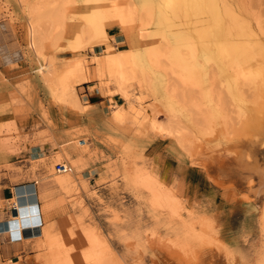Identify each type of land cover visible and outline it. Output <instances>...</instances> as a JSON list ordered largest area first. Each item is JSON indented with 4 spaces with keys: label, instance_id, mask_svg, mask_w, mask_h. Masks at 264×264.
<instances>
[{
    "label": "rangeland",
    "instance_id": "374dc122",
    "mask_svg": "<svg viewBox=\"0 0 264 264\" xmlns=\"http://www.w3.org/2000/svg\"><path fill=\"white\" fill-rule=\"evenodd\" d=\"M23 1L0 0V264H46L44 253L53 264H62V243L69 244L72 255L78 254L74 257L85 259L87 264H259L264 253V228L260 219L264 201V188L260 186L264 174V89L256 92L261 94L258 96L262 99H259L254 86L238 82L234 87L229 78L233 72L223 59L217 57L210 66L219 71L217 81H209L208 86L213 84L211 91H220L232 100L233 104H230V100L223 96L227 103L222 101L216 105L225 118L223 120L219 117L214 123H206L203 116L207 101L200 98V92L203 95L204 92L196 86L178 83L174 75L157 66L155 69L163 76L162 93L167 95L156 96L159 97L157 99L145 83L129 76L123 84L126 98L116 90L118 84L113 78L109 80L107 75H99L95 71V57L103 50L100 45L89 43L91 35L83 34L80 46L72 52L65 47L71 41V31L79 25L82 6L92 0ZM129 1L134 2L137 9L143 2ZM223 1L239 14L240 20L248 22L264 47V0ZM151 2L157 13L162 0ZM30 11L43 18L39 19L41 22L37 20L40 24L38 35L42 31V55L29 44V21L31 15L36 14ZM51 17L65 20V24L51 28ZM33 18L36 20L38 17L34 15ZM112 26L119 32L121 43L116 44L115 36L111 42L118 47L126 45L121 28L112 24L108 29ZM232 33H239V30L236 28ZM152 38H144L142 44H157L158 38ZM70 56L72 59L67 60ZM49 58H53L56 65L81 63L83 75L95 78L83 82L79 80V71L72 70L66 75L67 88L63 85L62 91L61 82H57V86L41 74L42 77L37 75L39 64ZM56 76L52 75L50 79H56ZM98 94L110 98V105L104 107L103 117L111 123L112 134L119 138L112 142L116 147L113 164L117 163L119 170L110 168L111 184L119 188V180L124 183L125 190H132L128 193L130 200L140 203L136 214H126V208L119 203L125 201L124 196L113 202L116 207H111L96 191L84 194L70 171L57 172L56 163L65 162L72 168L77 163L71 153L62 154L63 149L39 159L24 161L13 158L7 161L9 153H17L25 143L36 144L51 139L50 132L41 129L45 124L39 118L33 121V125L24 127L30 111L38 112L50 127L55 125L46 112V106L61 113H78L82 123L88 113L89 96ZM113 96H120L116 99L120 107L113 106L116 104ZM253 97L259 99L258 102ZM168 99L175 102L176 121L171 119L173 116L167 110ZM139 102V112L132 111V104L138 103L139 106ZM114 107L126 114L118 123H112ZM65 126L64 131L70 136L77 153L90 154L87 142L83 145L76 143L77 140L81 143L82 139L86 140L84 135L88 130L85 125L76 127L68 121ZM180 133H185V136L178 137V134L182 136ZM150 153H157L160 157L172 156L190 168L191 184L188 188L185 187L188 183L180 181L181 174L177 169L174 175L180 177L175 176L174 182L168 185L172 194L182 200L176 212L151 204L149 191L138 181V174L148 170ZM61 177H66L68 186L55 185L54 215L50 219L55 221L53 229L36 238L39 227L23 229L24 240L10 234L5 226L14 217L10 201L15 186L30 181L38 182L37 187L43 183L54 185ZM7 181L10 187L5 186ZM159 181L163 183L160 178ZM92 199H96L99 207H88ZM135 218L136 227L133 224L131 229H126ZM127 220L131 221L125 225ZM44 225L47 222H43ZM85 226L98 233L109 250L105 245L91 244Z\"/></svg>",
    "mask_w": 264,
    "mask_h": 264
},
{
    "label": "bare ground",
    "instance_id": "6f19581e",
    "mask_svg": "<svg viewBox=\"0 0 264 264\" xmlns=\"http://www.w3.org/2000/svg\"><path fill=\"white\" fill-rule=\"evenodd\" d=\"M106 1L102 0V3H100L99 0H92L82 6L83 11L78 16L80 18L79 25L75 30L71 31V41L65 47L68 50L71 49V51L76 50L80 46L82 35H91L89 43L100 45L103 50L101 54L95 57L97 73L99 75H107L109 80L110 77L113 78L118 84V89L116 90L121 92L126 98L127 93L123 84L129 76L145 83L149 92L155 97L159 95L165 97L167 95L162 93L161 87L164 86L163 76L161 71L155 69V66H157L166 72L168 71L170 75H174L173 77L179 81L178 83L184 86H196L204 92V95L200 92V98H203L202 100L205 98L207 101L206 106H204L206 111L203 116L206 123H214L219 117L223 120L225 118L220 115L216 105L221 104L222 101L227 103L228 100H230L228 101L230 104H233L232 100L227 95L225 97L220 91L218 92L214 89L211 91L213 84L208 86L209 81H217L215 79L219 74L218 69L216 67L210 68L217 57L221 60L223 59L233 72V75H230L229 78L233 82L234 87H236L238 82L254 86L256 95L257 91L264 89V47L255 37V31L250 28L248 22L243 19L240 20L239 14L227 7L223 0H162L161 4L158 5L157 13L154 11L155 5L152 4L151 0H143L139 9H137L138 7L134 2L129 0ZM53 11H51L52 15ZM30 12L33 13L35 11ZM37 12L31 16L33 18L34 15H37L38 18L36 20L33 18L34 21L31 18L29 21V44L37 54L42 55L41 48L43 46L40 43L42 31L38 35V26L40 24L38 25L37 20H42L43 18L41 19V13L39 12L40 17ZM107 16H109L110 20L107 19ZM51 18L53 24H51V28L55 27L54 25L65 24V20L59 18L54 20L53 17ZM51 18L49 19L50 21ZM57 19L60 21H57ZM112 24H117L121 28L126 39V45L118 47L111 42L113 36L109 35L107 29ZM236 28L239 33H232ZM146 37L158 38L157 44L143 45L142 40ZM117 43L121 42L117 41ZM50 58L45 63L39 64L38 72L47 77L50 82L57 84V86L61 82L62 91H64V86L67 88L66 75L72 70L74 72L75 70L79 71V74H81L79 80H85L86 76L82 72L83 65L64 66L60 70L55 71L54 60ZM162 59L166 61V64L162 65V62H164ZM216 64L218 65L219 63ZM223 72H225V68ZM52 75H57V78L52 80V77L50 79ZM218 90L220 89L218 88ZM214 91H216V94ZM67 93L69 94V92ZM258 95L261 96L260 92H258ZM258 95L256 97L260 99L261 97ZM223 96L228 100H225ZM156 98L158 99L159 97ZM254 99L256 100V98ZM239 100L243 101L240 98ZM168 101L167 110L173 116L171 119L176 121L177 109L175 108V102L170 99ZM229 103L228 105H230ZM254 103L256 102L254 101ZM137 105L133 104L132 108H134V111L139 112L140 102L139 106ZM114 114L115 118H121L119 111H115ZM172 131L174 130L172 129ZM180 132H182V129ZM180 134L182 136L179 134L177 136L183 138L184 134ZM76 143L82 145L80 140H77ZM63 150L62 154L65 153L66 155H69L72 151L66 148ZM39 158L41 157H36V159ZM63 165L65 167L64 172L71 170V166H68L67 163L63 162ZM148 170L145 169V171L138 174V181L149 191L151 204L156 207H166L176 212L178 205L182 202L181 198L176 194L175 197L169 186L161 183L157 175ZM262 175L260 186L264 188V174ZM65 179L66 177H61L54 185L53 183H43V185L37 187L35 182H28L15 186L14 196L11 197L10 201L12 205L10 208L13 210L11 214L14 217L5 226L10 234L24 240L23 229L24 231L26 228L34 230V228L39 227V234L34 236L35 238L43 237V235L53 229V222L55 221H50V219L54 215V189L56 184L58 186V183L68 186V182ZM260 219L262 228H264V201ZM43 222H47V225L42 226ZM85 227L91 244L108 247L104 243L105 241L103 242L104 239L101 240L98 236V233H94L90 227ZM68 239L70 238L68 237ZM66 244H61L64 247L62 264H87L85 259L74 257L78 254L72 255L69 251L72 248L68 249L69 244L68 246ZM261 256L259 264H264V253ZM43 257L46 258V264H53L46 253H44Z\"/></svg>",
    "mask_w": 264,
    "mask_h": 264
},
{
    "label": "crops",
    "instance_id": "0c3cea01",
    "mask_svg": "<svg viewBox=\"0 0 264 264\" xmlns=\"http://www.w3.org/2000/svg\"><path fill=\"white\" fill-rule=\"evenodd\" d=\"M108 33L111 36L116 37V41H121V37L119 36V32L117 31L116 27L112 26L108 29ZM71 51V50H69ZM72 52V51H71ZM72 59V56L67 57V60ZM75 65H82L81 63H75L70 64L69 62H63L61 64L56 65L53 63V66L55 68V71L60 70L61 67L64 66H75ZM95 69V68H94ZM96 71V69H95ZM97 72V71H96ZM13 75H17V73H14ZM40 77H42L39 73L37 74ZM86 76V75H85ZM45 79V76H43ZM95 77H87L83 82H87L89 80L94 79ZM49 81V80H47ZM50 82V81H49ZM51 84L53 82H50ZM51 84H49L51 86ZM88 87V86H87ZM121 93V92H120ZM122 94V93H121ZM123 95V94H122ZM120 96H113V100L115 101V105L120 107L118 105V102L116 99H118ZM89 108L87 115L84 116V121L80 123L79 121V115L78 113L74 112H63L57 111L55 108H47L46 106V112L49 115V118L51 122L55 125L48 126L44 122V118L39 115L38 112L35 110L30 111L29 116L26 117V122L24 123V127L28 128V126H31L34 124L33 121L36 119H40L41 122H43L45 125L41 129H47L51 134L50 140H45L43 142H39L36 144H33L31 142L25 143L24 148H21L17 153H9V157L7 158V161H10L14 158V160H24L27 161L28 159H36V157L41 156H51L53 153L59 151L62 152V149L66 148L71 151V155L73 156V159L77 161L75 167H71V174L76 179L78 186L82 188V191L84 194L87 192H93L96 191L100 195H102L103 201H105L108 205L111 207H116V205H113L114 201H119L121 197H125V203L122 201V205L124 208H126V214L132 213L136 214V210L139 208V202L134 201L133 199L130 200V195L128 194L131 189L125 190L124 183L122 181L118 180L119 188H115L111 184V177L112 172L111 169L116 168L119 170V167L113 164L116 159V147L112 143L113 139H119L117 136H114L112 134V130L110 129L111 123H108L106 119H104V107L110 105V98L108 96H102L100 94L98 95H90L89 96ZM133 105V104H132ZM132 111H134V108H132ZM115 111H119L121 118H115L113 115H115ZM113 114L111 117L113 118L112 123H118L119 121H122L125 117V113L121 111L120 109H116L114 107L111 111ZM111 114V113H110ZM109 114V115H110ZM83 118V117H82ZM70 121L72 124H74L76 127L81 125H85L88 132L84 135L86 137V140L82 139V145L87 142L90 154H80L79 152H76V149L74 148L72 144V140L70 136L66 134L64 129H66V126L64 127V123H67ZM63 123V124H62ZM70 142V143H68ZM6 151V150H5ZM1 156V155H0ZM148 162L149 167L148 169L154 172L158 175V177L163 181V183L167 185H171L174 182V177L177 178L180 177V175H174L175 170H179L181 174L180 181L182 184L188 183L185 187L188 188L191 184V178H190V168L187 166V163H182L181 160L176 158H173L172 156H164L160 157L157 153H150L148 155ZM65 163V162H64ZM57 164V163H56ZM110 164V165H109ZM112 167V168H111ZM111 168V169H110ZM188 175V177H187ZM190 178V179H189ZM33 182V181H30ZM36 182V181H35ZM38 182H36L37 185ZM6 187H10V182L7 181V184H5ZM184 187V186H183ZM87 197V195L85 196ZM129 198V199H127ZM90 208L95 209L98 205V202L96 199H92V201H89ZM93 204V205H92ZM121 206L119 205V208ZM195 208V206H194ZM56 213V211H55ZM131 220H127L125 222V225L130 223ZM133 223L129 224L126 229H131L130 225H133L136 227L137 220L136 218L132 221ZM134 227V228H135Z\"/></svg>",
    "mask_w": 264,
    "mask_h": 264
},
{
    "label": "built area",
    "instance_id": "2783aa9c",
    "mask_svg": "<svg viewBox=\"0 0 264 264\" xmlns=\"http://www.w3.org/2000/svg\"><path fill=\"white\" fill-rule=\"evenodd\" d=\"M64 168H65L64 165L61 164V163H57V164H55V170H56L57 172H64V171H65ZM10 209H11V208H10Z\"/></svg>",
    "mask_w": 264,
    "mask_h": 264
}]
</instances>
